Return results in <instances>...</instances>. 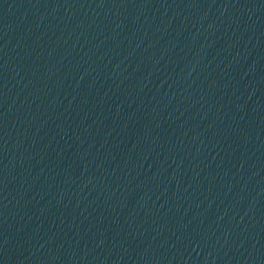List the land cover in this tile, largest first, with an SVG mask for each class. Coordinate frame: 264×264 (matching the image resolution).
<instances>
[{"label":"water","instance_id":"95a60500","mask_svg":"<svg viewBox=\"0 0 264 264\" xmlns=\"http://www.w3.org/2000/svg\"><path fill=\"white\" fill-rule=\"evenodd\" d=\"M0 264H264V0H0Z\"/></svg>","mask_w":264,"mask_h":264}]
</instances>
